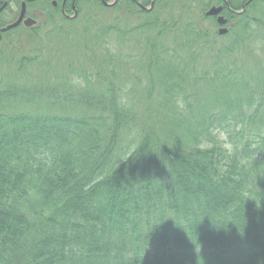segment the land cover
I'll return each mask as SVG.
<instances>
[{
	"label": "trees",
	"instance_id": "obj_1",
	"mask_svg": "<svg viewBox=\"0 0 264 264\" xmlns=\"http://www.w3.org/2000/svg\"><path fill=\"white\" fill-rule=\"evenodd\" d=\"M125 1L104 22L91 0L77 26L84 0L73 18L61 3L27 2L58 13L52 32L36 24L12 41L14 69L0 49V264H264V71L250 65L258 54L241 60L246 48L264 52V0L229 16L232 39L209 53L199 42L212 31L161 17L165 0ZM122 10L137 20L121 21ZM68 28L92 71L67 60ZM51 45L45 87L12 78L41 80L29 68ZM135 58L151 77L138 78Z\"/></svg>",
	"mask_w": 264,
	"mask_h": 264
},
{
	"label": "rangeland",
	"instance_id": "obj_2",
	"mask_svg": "<svg viewBox=\"0 0 264 264\" xmlns=\"http://www.w3.org/2000/svg\"><path fill=\"white\" fill-rule=\"evenodd\" d=\"M30 1H35V0H28L29 4L32 6L33 3H31ZM53 1H57V0H52V2ZM84 1L85 2L82 4L83 5V9L82 10L83 11H82L81 19H80V21H78V23L75 26L81 24V20L86 18V16L83 17L85 12L89 13L90 10L92 9V7L90 8V4H89V3H92L91 0H84ZM107 1L109 2V1H112V0H107ZM138 1L140 3H142V4H145L144 6H147V7L149 6V3L146 4L148 2V0H138ZM62 2H60V1L57 2V4L54 6L56 10L60 6V3L62 4ZM154 2H155V0H154ZM206 2H208L207 4H209L206 7L207 8L206 11L209 9V7L211 5H213V4L216 5L211 0H165V3L163 5V7L161 8V9H164L162 14H161V17L166 18V19L174 18L175 21L178 23L177 27H179L180 24L186 23L187 18L190 16L189 18H191L193 21H195L194 22L195 24L201 23L200 25L202 26L203 29L211 30L213 34L212 33L209 34L210 36L208 38H206V43L199 42L200 45H202L205 48H207L206 51H207V53H209V52H211V50H212L211 48L212 47L216 48L218 46L220 47V45L227 44L228 42H230V39H232V37L230 39H228V38H225V36H222V35H220L218 33L217 29H218V26H220V25L216 22V20H214L213 16L205 15L204 12H203L204 16H202L203 14H200V10H201L202 7L205 6ZM241 2H242V0H232L233 5H237V6L240 5ZM36 4L39 5L42 8V4L41 3H36ZM123 4H126L125 0H123ZM102 5L105 7V9L101 8V10H98V13H96V14H98L97 18H100L104 22H107V21H110V20L113 21L115 16L117 15V12L116 11H108L107 8L109 6H106L103 3H102ZM129 5H131V4H129ZM134 5H135L136 8L141 9L136 4V2L134 3ZM124 6H126V5H124ZM132 7H133V9H136L134 6H132ZM152 8H153V6H152ZM66 10H68L67 11L68 15L72 16L73 9L71 8L70 4H68V7H67ZM141 10H143V9H141ZM18 11H19V4H16V3L11 1V10H9V11L5 10L1 14V17H3L4 20H5L3 23L7 24L10 21H13L14 19H16L17 15H18ZM192 11H193V14L191 15ZM122 12H123L122 16L124 17V19H122V17H120L121 21L127 22V24L131 25L132 23H134L137 20L135 18V16L133 15L134 13H131L130 11H127V10H122ZM92 13H95V12H92ZM25 16L32 18L35 21V23L32 24V25H26V24L22 23L18 27H15V28L11 29V31L17 30V31H14V32L11 33V36H10L11 42L12 41L16 42L17 39H23L22 34H27L26 28H30L31 26H35L36 24L42 25V31L49 30L50 32H52L51 28H53V27H50L53 24L52 18L54 16H55L56 19L59 17L58 13H56L54 11L50 10V12H48V11L44 12V11L40 10L39 8H32V7L29 8V9H26ZM116 17L118 18L119 16H116ZM54 21H58V20L54 19ZM224 25H226V24H224ZM68 29L71 30L72 36H70V37L68 36L69 38H71V41H70V43L69 42L67 43V44H70V46H68L69 47V51H68L67 60L70 59V61L74 62L77 66L78 65L82 66V70L92 71V67L89 65L91 60L88 58V52L85 51V50L75 49V47L72 46L73 43H71V42L73 41V37L75 36L76 32L74 31L73 28L72 29L68 28ZM173 32H174V30H171L169 33H173ZM56 33L57 32H54L53 34H56ZM88 34H89V38H90V35L92 34V29L91 28H88ZM57 39H58V37H57ZM5 41L6 40H2L1 43H0V46H1L2 50H6V52H4V54H7V52H8V53H10L12 55L11 56L12 57V59H11V68L14 69L15 68L14 67L15 62H13V58L15 56V53L14 52L11 53V51L15 50V48L11 47V42L8 43V42H5ZM139 45H141V44H139ZM35 46H36V42L35 43L31 42V48L34 49ZM65 46H66L65 43L61 42V43H59L57 45V48H58L59 51H63ZM86 46L90 47V39L86 43ZM93 46L94 47H100V46H98L96 44H94ZM124 47L126 49H131L133 47V42L129 40L128 42L124 43ZM247 51H248L247 48L244 49L243 51H241L242 54H243V56L241 57V60H243L245 62H248L253 57H257V54H258L261 57H257V58H259L261 62L259 60L256 61L257 60V58H256L254 62L250 63V65H252L254 67H256L257 65H261V66H259L257 68V70L264 71V52L259 49V50L255 51L256 56H253V55H248L247 56ZM57 54H58L57 52L52 51V45L49 48H47V53L44 54V57L42 58V61L38 65L35 64L34 66H31L29 68L30 71L32 72V75L37 77V79L38 78L41 79L42 76H43V73L46 72L45 64L47 65V63H57L54 60V56L56 58ZM98 55H99V57H102V58H105V59L107 57H109V56L103 55V51H100L98 53ZM1 61L2 62H1L0 65L4 66L5 65L4 64V60L2 59ZM146 61H148V59H146L145 62ZM210 61H211L210 57L208 55H206V58L204 59V63H209ZM59 62H63V60H60ZM142 64H143V60L141 58L133 59V65L135 66L138 78L145 80V78L151 77L150 76L151 74L148 75V74H146L144 72L143 68L141 67ZM244 65L245 64H243V63L239 64V66H241V67H243ZM125 69L121 71L122 74L127 79L131 78L133 76V74H134L133 70H135V69L132 66H126ZM57 77H58V79H56L54 77L52 82L50 81V85H49L50 87L55 86V85L57 86V84L59 85L60 76L57 75ZM12 78L15 79L17 82L27 83L25 85H29L33 91H34L35 88L45 87V83H46V79H41V80L34 81V82H25V81H23V80H21L19 78H16L15 76H12ZM152 79H153L154 83L156 84V82H155L156 78H154L153 74H152ZM103 85L104 84H101L100 86H103ZM133 86H134L133 91H135L136 94H141L143 92L145 93L144 86L142 87L141 84L139 85V84H134L133 83ZM157 91H158V88L155 89V93H157ZM146 94L149 95L150 97L153 96V94H149V93H146ZM155 97H156V100H158L161 97V94H155ZM143 102L144 101L141 100L135 106H139L140 107ZM220 136H221V138L224 139L223 135H220Z\"/></svg>",
	"mask_w": 264,
	"mask_h": 264
},
{
	"label": "flooded vegetation",
	"instance_id": "obj_3",
	"mask_svg": "<svg viewBox=\"0 0 264 264\" xmlns=\"http://www.w3.org/2000/svg\"><path fill=\"white\" fill-rule=\"evenodd\" d=\"M62 1L63 2H62V8H61V10H62L63 14H65L66 16H68V12H67L68 10H66L67 8H66V5H65L67 0H62ZM226 1H227L228 6H226L224 4V1L223 0H222V2L220 4H216L215 5V6L223 5V8H222V10H221V12L219 14L223 15L227 19V22L225 23L226 25L223 26V27H226L227 28V31L225 33L221 34L222 36H228L229 33H230V29H231V27L233 25L232 24L233 19H230L231 17L229 18V16H237V15H240L242 12L245 11V8H246L245 6L249 3L248 2L249 0H242L240 8L239 9H236L234 6H232L230 4L229 0H226ZM27 2L28 1L25 0L26 9H27ZM151 2H152V0H150V4H151ZM21 3L19 5V11H20V7H21ZM137 3H140V2L139 1H136V4ZM51 4H52V6H55L53 4V2H51ZM140 4H142V3H140ZM153 4H154V0H153ZM213 5H211V6H213ZM5 10H8V11L11 10V0H0V43H1L2 40H6L5 42H8V43L11 42V39H10V36H11V28L10 29H4L8 24L11 23V21L9 23L5 24V23H3L5 21L4 18L1 17V14ZM19 11H18V13H19ZM213 18H214V20H216L217 15L216 16H213ZM22 23L23 22H21L20 24H22ZM219 28H220V26H218L217 31L219 30ZM0 49H1V46H0Z\"/></svg>",
	"mask_w": 264,
	"mask_h": 264
},
{
	"label": "water",
	"instance_id": "obj_4",
	"mask_svg": "<svg viewBox=\"0 0 264 264\" xmlns=\"http://www.w3.org/2000/svg\"><path fill=\"white\" fill-rule=\"evenodd\" d=\"M223 1H224V4L226 6H228L227 1L226 0H223ZM249 1H251V0H249ZM101 2L104 5H106V6H113L116 3V0H112L110 2L105 1V0H101ZM53 4L56 5L57 2L53 1ZM137 5L143 10H150L152 8V6H153V0H152L151 4L149 5V7H146V6H144V5L140 4V3H137ZM71 8L73 9V16L68 15V17L76 16L75 0H72ZM222 8H223V5H219V6L213 5V6L209 7V9L205 12V15H209V16L210 15L211 16H216L217 15L216 22L220 25V28L218 30L219 34H223V33H225L227 31V28L223 27L224 24L227 22V19L223 15L219 14L221 12ZM25 12H26V3H25V0H24L21 3L20 11H19V14H18L17 18L13 22L8 24L4 29H10V28L17 27L21 22H23L26 25L34 24L35 21L32 18H30V17H25L24 18Z\"/></svg>",
	"mask_w": 264,
	"mask_h": 264
}]
</instances>
